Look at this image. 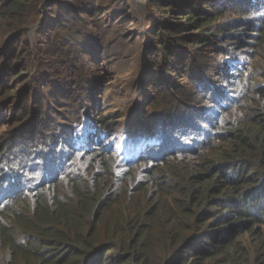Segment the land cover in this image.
I'll use <instances>...</instances> for the list:
<instances>
[{"label":"trees","instance_id":"16d2710c","mask_svg":"<svg viewBox=\"0 0 264 264\" xmlns=\"http://www.w3.org/2000/svg\"><path fill=\"white\" fill-rule=\"evenodd\" d=\"M224 1L204 17H198L199 10L187 0L160 4L190 10L185 26L205 27L200 37L204 43L228 11L249 18L257 15L255 21L263 24L264 0ZM25 2L32 0H0V8L10 4L7 14L17 15ZM89 2L90 9L78 10H86L92 21L97 1ZM99 19L93 27L100 26ZM253 23L247 21L249 27ZM27 31L25 23L11 30L0 56L20 60L15 46L27 43ZM166 34L157 40L169 55L175 47L167 43ZM224 54L232 55L228 50ZM79 55L75 49L73 57ZM5 63L4 70H10ZM12 68L16 87L29 82L30 77L22 80V73ZM222 73L236 87L232 95L197 71L191 73L189 84H178L180 91L165 94L158 111L143 107L131 115L133 121L143 119L154 138L136 152L101 148L119 127L103 116L104 110L100 119L91 116L94 101L89 107L78 106L81 111L74 121L75 126L87 124L88 141L77 140L71 125L50 126L42 116L31 127L33 137H41L34 147L40 144L45 151L39 148L40 153L33 151L15 165L8 156L18 154L13 150L18 136L10 139L0 160V264H264L263 238L250 247L238 241L249 232L246 226L264 227V85L252 86L255 72L237 77L222 67ZM38 74L43 73H37L35 81ZM73 80L69 76L73 99L92 89ZM8 92L12 94L6 91L4 96ZM250 93L252 104L244 106ZM48 127L51 131L45 132ZM54 145L64 151L52 154ZM94 154L102 159L94 163Z\"/></svg>","mask_w":264,"mask_h":264},{"label":"rangeland","instance_id":"374dc122","mask_svg":"<svg viewBox=\"0 0 264 264\" xmlns=\"http://www.w3.org/2000/svg\"><path fill=\"white\" fill-rule=\"evenodd\" d=\"M96 1L92 21L90 18L88 20L86 10H78L85 6L90 9L89 0H32L31 3L25 2L17 15L7 14L10 4L0 8V55L11 39V30L22 23L26 24L28 30L27 43L15 46L20 60L9 58V54L0 56V160L7 145L12 143L10 139L16 136L13 150L18 154L8 156L10 160L15 159V165H19L22 158H29L33 151H45L40 144L34 147L41 137L38 135L34 138L31 127L34 125L32 122L38 120L35 124L39 123L42 116L50 126L61 123L71 125L70 132L77 140L88 141L91 131L87 124L75 126L74 121L77 122L75 117L81 111L78 106H92V101L95 105L89 113L93 118L100 119L104 110L103 116L119 127L118 133L106 139L101 148L119 153L128 150L136 152L139 146L152 143L154 138L150 127L146 128L148 125L145 121L141 119L137 122L139 118L133 121L131 115L140 112L143 107L148 112L158 111L165 94L180 91L178 84H189L191 73L195 75L197 71L210 77L219 88L230 91V95L236 87L225 80L222 67H225V72L237 74V77H247L255 72L252 86L256 82L264 85V75L261 76L264 73V20L263 24H259L258 20L255 21L257 15L249 18L242 13L229 11L222 14L217 22V31L205 38L204 43L200 37L205 35V27L199 30L185 26L187 23L184 19L190 10L182 12L180 8L162 5V0ZM187 1L197 7L198 17H204L205 11L225 4L224 0ZM98 18H101V24L95 28L92 23ZM248 20L254 21L251 27L255 28L247 25ZM163 28L166 32H159ZM162 33H168L166 35L170 39L167 43L175 47L170 53L168 51L169 55L161 51L162 45L157 40ZM75 49L79 50L78 57H73ZM226 50L230 51L231 57L224 54ZM6 61L11 66L10 70L16 66L22 73V80L30 77L29 82L16 87L11 71L7 68L4 70ZM41 71L43 74L37 76L38 79L43 77V80L37 84L35 75ZM71 75L73 81L81 82V86L92 87L89 92L82 90L77 100L72 98L75 90L72 89L74 83L69 81ZM20 79L17 81L23 82ZM188 89H192V86ZM6 91L12 94L8 92L4 96ZM251 93L244 106H251ZM176 95L180 97L179 93ZM25 98L29 101L27 106L24 104ZM83 98L86 100L80 102ZM37 131L43 132V127ZM50 131L48 127L45 132ZM30 135L33 137L32 143L22 146ZM60 149L63 147L54 145L51 153H58ZM27 150L29 152L24 154ZM99 157L94 154L91 159L95 163L100 160ZM103 159L108 160L106 156ZM163 181L170 184L168 179ZM205 185L211 188L209 184ZM250 227L246 226L244 231L248 229L249 232L238 238L248 247L264 239L263 226L254 225L249 230Z\"/></svg>","mask_w":264,"mask_h":264}]
</instances>
